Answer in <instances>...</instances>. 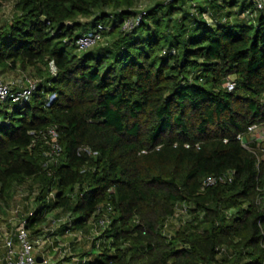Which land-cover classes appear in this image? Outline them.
Here are the masks:
<instances>
[{
	"label": "trees",
	"instance_id": "1",
	"mask_svg": "<svg viewBox=\"0 0 264 264\" xmlns=\"http://www.w3.org/2000/svg\"><path fill=\"white\" fill-rule=\"evenodd\" d=\"M0 1L14 8L0 20V67L38 81L30 100L0 102V208L24 187L32 236L64 217L47 234H92L88 252L57 264H264V145L248 133L264 122V10ZM98 23L104 39L77 51ZM220 175L231 181L203 187Z\"/></svg>",
	"mask_w": 264,
	"mask_h": 264
},
{
	"label": "built area",
	"instance_id": "2",
	"mask_svg": "<svg viewBox=\"0 0 264 264\" xmlns=\"http://www.w3.org/2000/svg\"><path fill=\"white\" fill-rule=\"evenodd\" d=\"M1 2V1H0ZM253 4L256 11L264 10V0H249ZM249 12L244 14L248 15ZM140 21V17L137 19H128L123 24L124 30L132 29L136 23ZM109 30V27L103 23H98L95 27L86 31L76 40L77 51H85L104 39V34ZM52 73L55 74L56 70L52 67ZM38 81L27 76H23V81H7L0 75V102H11V103H23L31 99L34 91L36 90ZM234 83L228 81L226 86L229 90L234 89ZM248 133L255 140H260L264 136V122L253 124L249 127ZM259 133V134H258ZM55 137V131H52ZM259 135H262L259 137ZM243 135H238V139H243ZM55 140V138H54ZM243 141V140H242ZM246 148H250L248 142L243 141ZM54 153L59 154L61 148L57 144H53ZM84 151L91 152L88 148ZM231 181V175H220L211 176L205 178L203 182V187L213 185L217 182ZM25 198V206L15 202L18 197ZM53 194H51V198ZM34 201V192L29 191L27 188L19 187L13 198L9 201V205L1 206L0 208V264H54L53 259L48 252V246L51 243L53 250H58L59 254L63 257L66 256V249L63 250L60 247L53 246L54 242L51 241L48 231L53 232V228L59 226V224L65 223L66 218L58 219L57 221H52V224L46 228L45 233L39 236H32L30 231L26 227V215H32ZM182 213L186 210L182 209ZM11 214L10 222L13 220L14 225L10 227L5 226L6 216ZM104 223V221H102ZM69 236H81L82 232L75 230H67L66 232ZM44 245H48L44 248ZM63 250V251H62ZM38 257L42 258V261L37 260ZM75 258L73 257V260Z\"/></svg>",
	"mask_w": 264,
	"mask_h": 264
},
{
	"label": "rangeland",
	"instance_id": "3",
	"mask_svg": "<svg viewBox=\"0 0 264 264\" xmlns=\"http://www.w3.org/2000/svg\"><path fill=\"white\" fill-rule=\"evenodd\" d=\"M147 4L148 6V2L147 3H142L141 8L145 7ZM14 8H13V4L9 1L7 3H0V20L2 19H6L8 17H10L11 13L13 12ZM21 76H27L29 78L32 79H36V76L34 75L32 70H28L27 72H21ZM21 76H17L15 77L12 81H16V80H22L23 78ZM54 97L51 96L50 100L53 99ZM259 134V133H258ZM262 135H259V137ZM259 141L263 142L264 145V136L263 138H261ZM15 202L20 204L21 206H25V198H21V196L18 194V197L15 199ZM10 217L11 214L6 216V220H5V226L6 227H10V225H14L13 224V220L10 222ZM55 229V228H53ZM51 237V241L54 242L53 246L55 247H60L63 250L66 249V256H74V260L77 261L79 256L82 254H85L86 252H88L91 249V240H92V234L90 232H88L87 234H82L81 236H69L67 234H60V235H49ZM48 245H44V248H46ZM48 250H50V255L53 259L54 263H58L61 262V260L64 258L62 256V254H59V252H57L58 250H53L52 244H49V248ZM62 250V251H63Z\"/></svg>",
	"mask_w": 264,
	"mask_h": 264
},
{
	"label": "crops",
	"instance_id": "4",
	"mask_svg": "<svg viewBox=\"0 0 264 264\" xmlns=\"http://www.w3.org/2000/svg\"><path fill=\"white\" fill-rule=\"evenodd\" d=\"M0 75L7 81H12L18 75L21 76L20 70L18 69H9V68H1L0 67ZM22 77V76H21ZM23 78V77H22ZM19 81V80H18ZM20 81H23L20 80Z\"/></svg>",
	"mask_w": 264,
	"mask_h": 264
},
{
	"label": "water",
	"instance_id": "5",
	"mask_svg": "<svg viewBox=\"0 0 264 264\" xmlns=\"http://www.w3.org/2000/svg\"><path fill=\"white\" fill-rule=\"evenodd\" d=\"M37 260H38L39 262H41V261H42V258H41V257H38Z\"/></svg>",
	"mask_w": 264,
	"mask_h": 264
}]
</instances>
